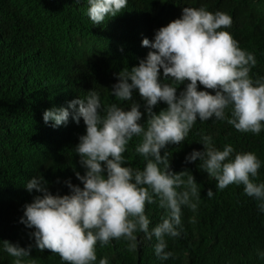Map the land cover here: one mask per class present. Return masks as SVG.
<instances>
[{"label": "clouds", "instance_id": "clouds-1", "mask_svg": "<svg viewBox=\"0 0 264 264\" xmlns=\"http://www.w3.org/2000/svg\"><path fill=\"white\" fill-rule=\"evenodd\" d=\"M128 2L86 0V15L93 25H102L122 13ZM231 25L232 17L223 11L185 6L153 39L143 38L142 46L149 51L137 65L115 74L116 82L107 89L119 103H103L93 88L66 106L44 111V123L53 128L66 126L70 118L76 124L83 119L85 132L74 152L84 173L74 170L80 183L66 180L70 191L63 195L53 194L39 173L27 179L26 190L39 194L23 205L19 222L33 230L29 237L34 242L25 247L0 240V251L12 264H35L24 259L33 248L58 254L62 264H97V245L121 239L134 252L142 240L155 238V255L161 261L175 258L166 250L165 237H181L182 209L197 211L200 189L187 169L172 170L167 146L182 144L197 120L226 121L240 133L259 135L264 130V76L251 74L256 56L239 47L227 30ZM137 93L142 104L134 98ZM161 103L166 107L154 111ZM134 138H139L134 151L144 161L142 169L128 164L124 155ZM198 141L203 150L193 149L185 163L199 160V169L216 181L218 191L242 185L243 193L256 201L258 213H264L262 161L257 155L236 151L231 143L217 147L211 134ZM213 196L209 188L207 197ZM153 204L163 212L150 227L145 209ZM256 254L264 260V250ZM98 264H110L109 257Z\"/></svg>", "mask_w": 264, "mask_h": 264}, {"label": "trees", "instance_id": "trees-1", "mask_svg": "<svg viewBox=\"0 0 264 264\" xmlns=\"http://www.w3.org/2000/svg\"><path fill=\"white\" fill-rule=\"evenodd\" d=\"M201 5L232 17L227 30L240 48L255 54L251 74L264 76V0H129L122 13L102 25H93L86 15V0H0V240L25 247L34 242L29 237L33 230L19 222L23 205L39 194L26 190L27 179L39 173L53 194L63 195L70 191L64 182L78 184L75 171L84 173L74 152L85 132L83 119L76 124L70 118L66 126L53 128L44 123V111L66 106L93 88L103 103H119L107 88L116 82L117 72L147 55L143 38L153 39L183 7ZM134 98L143 103L138 93ZM164 107L161 103L154 111ZM204 134H211L217 147L231 143L236 151L254 152L262 161L259 180L264 181V130L259 135L240 133L226 121L197 120L182 144L167 146L172 170L187 169L200 189L197 211L182 209L181 237H165L166 250L175 258L161 261L154 252L155 238L142 240L134 252L121 239L97 245V264L104 256L110 264H264L256 254L264 250V213H258L256 201L243 193L242 185L218 191L216 181L199 169V160L185 163L193 149L203 150L198 140ZM138 142L134 138L124 155L128 164L142 169L144 161L134 151ZM145 211L150 227L160 221L163 210L155 204L146 205ZM192 217L195 223L189 222ZM24 259L62 264L47 249L41 253L33 248ZM0 264H12V258L0 251Z\"/></svg>", "mask_w": 264, "mask_h": 264}]
</instances>
